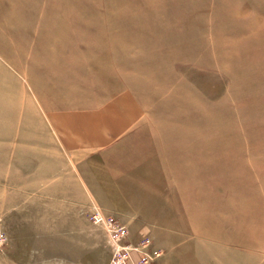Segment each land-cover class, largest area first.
<instances>
[{"label":"rangeland","instance_id":"374dc122","mask_svg":"<svg viewBox=\"0 0 264 264\" xmlns=\"http://www.w3.org/2000/svg\"><path fill=\"white\" fill-rule=\"evenodd\" d=\"M78 63L107 67L80 92L122 82L142 106L151 215L57 199L17 68ZM182 180L186 200L167 194ZM135 187L138 203L153 188ZM143 238L160 252L147 264H264V0H0V264H109Z\"/></svg>","mask_w":264,"mask_h":264},{"label":"crops","instance_id":"0c3cea01","mask_svg":"<svg viewBox=\"0 0 264 264\" xmlns=\"http://www.w3.org/2000/svg\"><path fill=\"white\" fill-rule=\"evenodd\" d=\"M10 58L14 66H19L12 55ZM89 68H82L79 63L72 68H17L20 73L24 70L26 86H19L26 87V102L32 108L35 99L45 126L40 130L44 139L41 155L50 178L57 185V199L69 201L71 194L77 193L85 201H106V208L110 206L109 210L126 218L151 215L145 211L153 206L145 201L160 200L163 194L154 177L143 173L146 181L140 175L148 168L146 154L151 151L154 154L159 149L144 136L142 106L122 82L114 89L104 85L107 90L100 94L80 92L81 83L90 82V87L94 88V83L101 79L99 76L94 82V74L102 72ZM46 73L53 76L46 78ZM99 183L109 187L103 191L107 198L99 196L101 193L95 187ZM138 184L153 187L150 195H143V203L133 197ZM187 185L188 182L182 180L173 188L168 187L166 192L170 194L173 190L186 200L191 191ZM118 200L121 206L115 204Z\"/></svg>","mask_w":264,"mask_h":264},{"label":"built area","instance_id":"2783aa9c","mask_svg":"<svg viewBox=\"0 0 264 264\" xmlns=\"http://www.w3.org/2000/svg\"><path fill=\"white\" fill-rule=\"evenodd\" d=\"M100 216L94 215L97 220ZM113 227V226H111ZM112 232L115 233L117 239L127 234L125 228H112ZM134 255L136 257H134ZM160 252L151 248V241L149 238H143L139 243L135 245L121 246L115 245L112 251V256L109 264H147L153 258L158 257Z\"/></svg>","mask_w":264,"mask_h":264}]
</instances>
